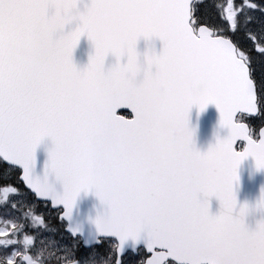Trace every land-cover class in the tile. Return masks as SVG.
I'll return each mask as SVG.
<instances>
[{"label":"snow or ice","instance_id":"obj_1","mask_svg":"<svg viewBox=\"0 0 264 264\" xmlns=\"http://www.w3.org/2000/svg\"><path fill=\"white\" fill-rule=\"evenodd\" d=\"M80 3L0 0V264H95L72 248L50 255L43 234L53 229L37 211L38 200L70 220L81 191L108 209L85 241L106 245L103 264H212L224 238L223 264H264V221L246 226L233 189L248 156L264 169V0ZM83 36L94 51L79 68ZM141 38H158L161 51L141 61ZM210 103L228 135L201 152L189 113Z\"/></svg>","mask_w":264,"mask_h":264},{"label":"rangeland","instance_id":"obj_2","mask_svg":"<svg viewBox=\"0 0 264 264\" xmlns=\"http://www.w3.org/2000/svg\"><path fill=\"white\" fill-rule=\"evenodd\" d=\"M259 121H256V124H258ZM256 124H253L254 127ZM13 180L9 179V182H12ZM17 185V184H16ZM1 194V199H2ZM15 200L26 203V198L23 196H15L13 197ZM43 207V208H42ZM42 210L43 213H45L49 220H50V226L53 230L47 231L43 234V237L48 242V250L54 251L57 255H63V250L66 248H72L75 250L76 256L79 259H88L91 261H94L95 264H103V257L105 253V248H98L95 247L92 249H84L81 246L79 239H72L71 236L65 231L67 224L65 222H61L59 219L58 211H51L50 208L38 205L37 204V211ZM27 211V208L24 209ZM52 220V221H51ZM2 226V224H0ZM99 251V254L96 252ZM95 253V254H94Z\"/></svg>","mask_w":264,"mask_h":264},{"label":"water","instance_id":"obj_3","mask_svg":"<svg viewBox=\"0 0 264 264\" xmlns=\"http://www.w3.org/2000/svg\"><path fill=\"white\" fill-rule=\"evenodd\" d=\"M37 165H38V163L36 161L35 166H37ZM43 174H44V170H43ZM43 174L41 176H43ZM50 181H52V179H50ZM57 187L62 190V186L59 185L58 183H57ZM91 198H97V196L95 195V193L93 191H88V192L81 191V193L77 197L75 204L76 205L80 204L83 207H85L86 208L85 214L88 215V219L94 221L98 215H100V216L106 215L107 211L100 208L103 205L100 203L99 200L96 201V200H92ZM70 221L73 223L74 226L78 225L80 227L81 232L78 234L82 235V233H83L82 230L86 228L87 223H88V221L85 219V217L83 215L74 213V211H72V216H71ZM95 231L96 230H94V229L85 231L84 232L85 241L90 242L91 239L95 236ZM87 246H89V245H87Z\"/></svg>","mask_w":264,"mask_h":264},{"label":"clouds","instance_id":"obj_4","mask_svg":"<svg viewBox=\"0 0 264 264\" xmlns=\"http://www.w3.org/2000/svg\"><path fill=\"white\" fill-rule=\"evenodd\" d=\"M261 208H264V206H258ZM264 221L262 219L259 222ZM214 237L210 234L209 239H213ZM232 250V243L230 239L224 238L222 239L219 244L214 248L212 255H211V260L212 264H223V262L228 258ZM49 254L52 256H55L56 253L52 250H48Z\"/></svg>","mask_w":264,"mask_h":264},{"label":"bare ground","instance_id":"obj_5","mask_svg":"<svg viewBox=\"0 0 264 264\" xmlns=\"http://www.w3.org/2000/svg\"><path fill=\"white\" fill-rule=\"evenodd\" d=\"M155 39H158V38H155ZM143 47H146L145 44H142ZM88 63H84L82 65V68L85 67ZM204 137V133L200 132V133H197V135H194V139H203Z\"/></svg>","mask_w":264,"mask_h":264}]
</instances>
